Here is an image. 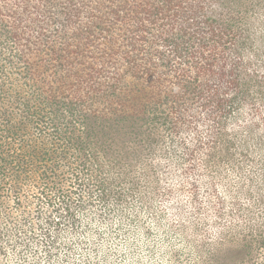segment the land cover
<instances>
[{
  "label": "trees",
  "instance_id": "obj_1",
  "mask_svg": "<svg viewBox=\"0 0 264 264\" xmlns=\"http://www.w3.org/2000/svg\"><path fill=\"white\" fill-rule=\"evenodd\" d=\"M256 151L264 0H0V264H107L92 226L133 264H264V231L199 217Z\"/></svg>",
  "mask_w": 264,
  "mask_h": 264
},
{
  "label": "rangeland",
  "instance_id": "obj_2",
  "mask_svg": "<svg viewBox=\"0 0 264 264\" xmlns=\"http://www.w3.org/2000/svg\"><path fill=\"white\" fill-rule=\"evenodd\" d=\"M251 157L256 161L252 165ZM242 160L245 163H241ZM264 156L258 151L253 152L248 157L242 155L234 158L235 164L227 165L220 163V166L216 169L215 173L218 174V181H215L217 185L211 188L207 179L203 180V187L199 194L202 205L200 209V216L202 223H212L211 219L214 217L213 212L220 215L218 218L221 226H224V231L229 227L228 224H232L237 232L244 230L245 234L249 233L251 228L259 231H264ZM240 167V169H238ZM214 189V190H213ZM217 202V204H215ZM218 207V211H214L212 205ZM195 218V216L193 217ZM142 222L146 225V228L153 226L152 221L144 218ZM92 231L98 233L104 231L107 233L105 240H108V236L111 241H104L107 258L109 263L107 264H133V258L129 254V246L127 245L130 240H125V237L118 235V233H109L103 227L92 226ZM125 227H122V230ZM114 230L119 232L118 227H114ZM155 230V229H153ZM225 233V232H224ZM223 233V234H224ZM158 234V233H157ZM95 236V235H94ZM159 236H162L159 234ZM212 236V235H210ZM208 236V237H210ZM173 233L166 235V238L173 239ZM87 242L84 240H78L76 246L75 259L88 261L85 258L86 252L97 247V237ZM213 239V236L206 240L209 243ZM86 242V243H85ZM124 245V252H120V246ZM103 249V248H102ZM5 261V259H0ZM75 260V261H77ZM70 261H73L70 259ZM146 261V260H145ZM101 264V261H98ZM32 263V262H28ZM27 262L25 264H28ZM104 263V262H103ZM148 264V260L146 261ZM9 264H24L19 262H10ZM33 264H48L42 261ZM105 264V263H104ZM155 264V263H154Z\"/></svg>",
  "mask_w": 264,
  "mask_h": 264
}]
</instances>
